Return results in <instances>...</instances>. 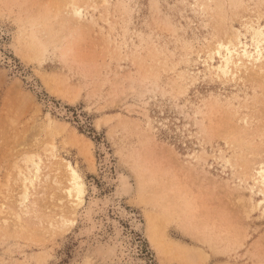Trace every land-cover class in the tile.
<instances>
[{
	"label": "rangeland",
	"instance_id": "1",
	"mask_svg": "<svg viewBox=\"0 0 264 264\" xmlns=\"http://www.w3.org/2000/svg\"><path fill=\"white\" fill-rule=\"evenodd\" d=\"M109 1L0 0V264H264V72L206 63L264 0Z\"/></svg>",
	"mask_w": 264,
	"mask_h": 264
},
{
	"label": "bare ground",
	"instance_id": "2",
	"mask_svg": "<svg viewBox=\"0 0 264 264\" xmlns=\"http://www.w3.org/2000/svg\"><path fill=\"white\" fill-rule=\"evenodd\" d=\"M108 4H110L109 0H102L103 6H107ZM98 8L99 7L97 4L93 5V9L95 11L98 10ZM72 15L78 21H82L85 18V11L81 7L74 5L72 9ZM246 25H249L253 31L252 44H248L243 41L242 33L240 31L234 33L232 39H229L226 42H223V40L218 42L216 47H214L215 50L213 53H211L210 60L206 61L208 71L211 73L214 71L218 77L233 81L241 78V74H246L252 70H258L260 73L264 72V25L260 23L254 25L252 21L248 22ZM214 55L220 59V65L218 66L215 65L216 59ZM204 155L206 154L204 153ZM188 157L199 160V156L196 154L193 156L188 155ZM225 161L226 164H231L229 159H226ZM233 167L234 166H232V168ZM69 169L71 172V187L68 190V198L70 200L69 202L71 203V207L77 208L84 203L86 187L82 177L74 168V166L69 165ZM41 170L42 165L40 162L33 163L32 169L24 177L23 181L25 194L20 201V205L22 207L27 206L30 189H34L38 183L42 182ZM245 184L247 185L248 183L246 182ZM248 189L251 193V200L253 199L256 191L259 193V195L264 196V162L260 164L259 168L254 173L253 185L248 184ZM263 203L264 199L258 202L256 205L261 208ZM66 221L67 220L64 219L62 223H65ZM74 223L75 221H73V224Z\"/></svg>",
	"mask_w": 264,
	"mask_h": 264
}]
</instances>
